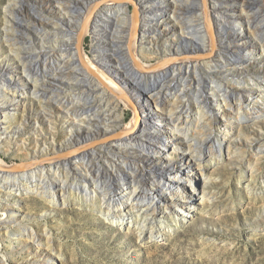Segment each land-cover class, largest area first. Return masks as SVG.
Wrapping results in <instances>:
<instances>
[{
	"label": "rangeland",
	"instance_id": "rangeland-1",
	"mask_svg": "<svg viewBox=\"0 0 264 264\" xmlns=\"http://www.w3.org/2000/svg\"><path fill=\"white\" fill-rule=\"evenodd\" d=\"M7 1L0 0V13L3 12ZM131 1L133 3H127L129 14H134L136 0ZM159 1L164 2L161 4L160 13L163 15L160 25L157 26V29L160 28L157 30L155 41V45L158 43L160 47L166 44L169 47L175 44L184 47L182 43L183 37L186 36L183 34L184 31L177 34L179 29H183V23L188 26L200 24L208 12L213 18L216 17L214 14L218 13L231 14L237 12L236 8H240L244 3L243 0H229L228 4L227 0L224 6L213 9L211 4L213 0ZM263 1L246 0L245 7H243L253 15L254 26L257 25L256 32L249 30L250 42L247 48L257 51L258 53L255 54H258L257 57L261 59H264L260 52L261 45L264 44L262 42L264 37ZM12 2L13 5L9 7L11 16L17 18L21 25L17 27L18 32L12 34L13 49L9 50L7 44L0 48V77L9 71L11 80L15 79L14 87L18 93L17 95L10 94L6 102L1 103L0 99V129L8 126L7 135L0 136L2 139L0 162L5 167L21 166V169L15 173L19 175L11 178L14 180L6 182L7 186L13 189L16 187L15 189L21 192L14 193L20 200V203H17L16 200L9 198V192L6 189L0 188V249L1 253L6 256L8 264H264V233L257 229L259 222H262L261 228H264V213L260 209L259 199H256L262 192L260 186L264 182V161L259 164L255 175L256 183L251 182L255 187L253 199L248 196L245 189L246 181L240 185L238 178L240 167L246 168L244 159H249L251 153L257 148L258 141L253 137L248 140V146L243 150L244 154L234 151L235 155L231 157L232 162L214 166L212 180L209 181L206 189V192H211L210 196H206L210 199H204L206 201H203V204L200 201L196 204L188 202L196 206L198 210L195 211L194 216L185 214V217L179 219L178 226L180 227L175 235L168 236L165 231H162L156 233L151 242L141 243L134 234L113 231L107 224L98 220L96 210L100 204L93 199L90 202L88 197L79 200V193L71 191L76 188L74 184L77 183L79 175L78 169L74 166L75 160L65 155L73 151L69 131L74 130L80 134L91 127L90 131L97 132L98 128L103 129L105 125H110L116 114L121 115L123 121L120 125L123 128L131 121L134 113L132 110L124 113L110 111L104 99L106 94L98 92V88L102 90V87L95 77L80 72L84 68L72 57L70 51L65 49V52H62L64 48L61 46L64 45V41L68 40L67 42L73 43L72 39L77 32L79 18L82 15V12L75 7H84V1L12 0ZM86 3L84 12H93L95 16L93 24L98 26L97 29L101 33L99 39V33L96 36L95 33L90 32L87 37L86 51L90 58L93 59L92 51L95 48H101L109 55H117L130 77L121 78L119 75L121 71L119 72L115 67L109 68L106 73L113 79L120 80L123 85H127L128 97L148 99L151 106L156 107L152 95L157 94V89L153 88L154 91L151 93H145L147 89L145 78L133 70L132 67L136 68L137 64L129 59L126 53L128 35L131 30L125 12L116 7L105 10L99 0ZM31 7H36L41 13L38 18L30 11ZM73 10H77L76 15L72 13ZM190 21L194 22L190 23ZM34 28L42 29V31L37 32ZM234 28L238 31L239 27L236 25ZM2 29L0 25L1 34ZM172 34L175 35L172 36ZM241 40L246 42L248 39ZM150 47V43L144 44L145 50L148 51ZM155 47L157 50V46ZM192 55L189 61L199 60L200 54L193 53ZM149 63L153 66L157 63L156 55L152 56ZM16 66L19 67L18 70ZM235 73L243 76L245 81L248 80L246 75L253 73L254 80L260 83V77L264 76V63L246 65L244 71L239 69ZM169 77L166 79V81L169 80L167 84L172 85L169 84L171 91L168 97L173 98L179 95L176 93L181 80L174 75L171 76L172 79ZM2 82L0 79V93L3 90ZM24 82H27V85ZM148 83L149 89L152 88L154 82ZM206 83L210 84L207 77ZM223 86L225 91L231 92L226 82ZM242 86L246 92L251 90L248 84ZM34 89L37 96L31 95ZM22 94L27 95V99L24 100ZM187 95V98L184 95L181 96L182 99H187L191 104L194 103L195 95L190 92ZM22 102H25V108L23 105L20 106ZM231 102H235V97L231 99ZM203 104L209 106L210 112L215 115L222 112V110H217L212 99L209 103L203 102ZM89 110H92V113L88 114ZM184 111L179 109L178 114L185 116ZM11 112H17L16 116L13 118L11 116L6 123L3 117L5 113L11 114ZM81 114L86 122L76 124ZM194 114L193 112L190 115L192 125L187 131L189 134L196 125ZM80 125H83V128ZM152 125L160 127L162 131L166 130L159 121H154ZM198 125L201 124L198 123ZM250 125L251 122L246 124L248 127ZM256 130L264 135V129ZM81 135L83 140L88 136L87 134ZM258 137L264 139V136ZM118 138L120 137H111L110 141H116ZM240 140L247 141L245 137L236 134L232 142L240 144ZM105 141L108 140H99L97 143L101 144ZM211 147L214 150L217 147L214 136L204 146L206 156ZM134 150L145 153L144 149L141 151L138 147H134ZM58 155L59 160L63 158L67 160L68 166H60L57 170L42 171V166L49 165V160L57 159ZM168 159H170L168 155L158 157L154 163L141 158L136 159L144 171L139 174L136 182L141 180L144 184L151 186L152 181L148 180L151 172H154L157 180H161L166 174L163 168L168 163ZM179 160L180 158L177 157L173 162L178 163ZM225 160L230 161L227 154H225ZM86 162L89 165L90 161L86 160ZM92 162H96V168L94 165L90 166L91 172L97 173L98 169H102L99 176L100 183L106 192H112L116 196L115 199L120 194V177L129 181V175L133 176V172L137 170L132 163L128 167L122 163L119 148L111 152L104 149ZM252 162H256L255 159H252ZM110 166H114L115 172H112ZM106 173L109 175V181L106 179L108 178ZM26 185L27 187L32 185V187L29 186L31 187L30 190L28 189L29 192L26 190ZM201 188L203 189L202 184ZM158 196H160L159 191H157V198ZM157 198L142 200V204L148 205L153 201V205L157 204L156 208L159 212L161 208ZM259 209L261 211H258ZM169 221L173 228L177 227L175 223L172 224V220ZM31 229L35 231V237L40 238H45V231L49 230L52 237L48 243L51 245H47L45 240L46 243L43 241V245L36 246L37 243L28 237Z\"/></svg>",
	"mask_w": 264,
	"mask_h": 264
},
{
	"label": "bare ground",
	"instance_id": "bare-ground-1",
	"mask_svg": "<svg viewBox=\"0 0 264 264\" xmlns=\"http://www.w3.org/2000/svg\"><path fill=\"white\" fill-rule=\"evenodd\" d=\"M82 1H84L83 6L86 7V2L92 0ZM99 1L105 10L116 7L125 12L132 33L128 35L129 41H127L126 53L128 58L137 64L136 68L132 67L133 70L145 78L147 88H145V93H151V91L157 89V94L152 95L156 107H152L148 99L145 100L143 98L144 100H140L136 97H128L126 92L127 85H123L120 80L113 79L106 73L109 71V68L115 67L119 72L121 71L119 73L121 78L130 77L129 72L127 69H124L122 61L119 60L117 55H109L102 51L101 48H95L92 51L93 59L90 58L86 51L87 37L90 32H93L96 36L99 33V39L101 33L97 29L98 26H94L93 24L95 22L93 12L88 11L86 13L84 12V7H75L82 12L79 18V26L74 38L73 36L71 37L73 38V43L67 42L68 40L64 41V45L61 46L64 48L62 52H65V49L70 51L72 57L84 68L80 72H83L87 76L95 77L102 87V90L98 88V92L106 94L104 99L107 108L111 109L110 111L113 113L115 111L124 113L127 110H132L134 115L131 121L123 128L120 125L123 121L121 115L116 114L111 124L109 123L110 125H105L106 127L103 129L98 128L97 132L90 131L91 127H88L89 130H85L80 134L74 130L69 131L71 133L70 140L73 144V151L65 155L69 156L71 160H75L74 166L78 169L79 175V178L76 180L77 183L74 184L76 188H72L73 190L71 191L79 193V200L88 197L90 202L93 199L97 204H100L96 210L99 216L98 220L107 224L113 231L134 234L141 243L151 242L155 234L162 231H165L168 236L175 235L180 227L178 226L179 219L185 217V214L194 216L195 211L198 210L196 206L188 202L196 204L200 201L203 204L207 199H210L206 198V196H210L211 192H206V189L208 188L209 181L212 180L215 171L214 166L232 162L233 158L231 157L235 155L234 151L243 153L244 148L248 146V140L250 137H253L258 141L257 148L249 156L250 160L244 159L246 168L240 167L238 176L240 185H243V181H246L247 185L245 189L248 192V196L253 199L255 197L253 194L255 187L251 182H255V175L257 174L259 164L264 161V139L258 137L264 135L259 134L256 130L264 129V76L260 77L261 82L259 83L254 80L253 73H248L246 75L248 80L245 81L243 80L244 77L238 76L235 71L239 69L244 71L246 65L249 66L250 64L262 65L264 59L257 57L258 54H255L258 53L257 51L247 48V44L250 42L249 30L256 32L257 25L254 26L253 15L243 8L245 7L246 0H243L244 3L240 6L241 9L239 7L236 8L237 12L214 14L216 16L214 18L208 12L200 24L188 26L183 23V29H179L177 34L184 31L183 34L186 35L182 41L184 47L180 44H175L172 47H169L167 44L163 47H160L158 43L155 45L157 30L160 28L157 29V26L160 25V19L163 15L160 13L162 10L161 4H164V2L162 3L159 0H136L134 3L136 11L134 14H129L127 3L132 2L131 0ZM226 1L213 0L211 4L213 9H216L217 7L224 6ZM229 2L228 0V4ZM12 3V0H8L3 12L0 13V25L3 27L2 34L0 33V48L4 44H7L6 46L9 50L13 49V43L11 42L12 34L13 32H18L17 27L21 25V22L17 18L11 16L9 7L13 5ZM262 5L264 13V1ZM30 11L35 13L37 18L41 15L36 7H31ZM76 11L73 10L72 13L76 15ZM163 11L166 12L165 10ZM227 11L229 12V10ZM43 19L47 20V18ZM193 22L190 21V23ZM236 25L239 27L238 31L234 28ZM34 29L37 32L42 31V29ZM9 32L12 33L10 34ZM174 35L172 34V36ZM241 39L248 40L243 42ZM262 40L264 43V37ZM146 43L151 44L148 51L144 49V44ZM154 45L157 46V50ZM260 52L262 53V58H264V44L261 45ZM193 53L200 54L198 56L199 60L196 62L189 61ZM225 54L231 56V58H227ZM153 55L157 57V63L154 66L149 63ZM139 57L141 58L138 59ZM19 60H21V57H19ZM15 68L16 70L19 69L18 66ZM24 72L26 73L27 71ZM9 75L10 73L7 71L6 74L0 77L3 81V90L0 93L1 103L6 102L10 94L17 95L18 93L14 87L15 79L11 80ZM173 75L180 78L181 85L178 82L179 86L178 84L176 85L178 88L175 87L178 89V92L174 91L176 94L179 93V95L171 98L168 95L170 96V86L172 84H167L169 80L166 81V79L168 76H170L169 78L173 77ZM206 77L209 79L211 85L206 83ZM148 82H154L153 87L150 89ZM225 82L231 92L225 91L223 86ZM24 83L27 85V82ZM205 84L207 87H205ZM243 84H248L251 90L246 92L242 89ZM153 88L154 90H152ZM189 92L195 95L193 98L195 102L192 104L187 99H182L183 95L186 97ZM22 95L24 96V100L27 99V95ZM31 95L37 96L35 89L31 91ZM234 97L235 102H231V99ZM210 99L213 100L217 110H222V112H218L219 115L211 113L209 106L203 104V102L209 103ZM21 105H23V108L26 106L25 102L20 103ZM179 109L181 111L185 110L184 114L186 115L182 116L178 114ZM92 110L86 112L89 114ZM193 112L195 113L196 125L191 134H189L187 131L189 126L192 125L190 115ZM16 113H5L3 120L8 123L7 121L10 120V117L12 116L11 118H13L16 116ZM82 116V114L78 116L76 124H85L86 120ZM89 121L91 120L89 119ZM154 121H159L166 130L162 131L160 127L153 126L152 123ZM248 122H251L250 127L246 126ZM88 123L91 124V122ZM198 123L201 125H198ZM80 126L82 127L83 125ZM82 128L80 129L82 130ZM7 129L8 126L3 127L2 130L0 129V136L7 135ZM81 134H87L88 136L83 140ZM236 134L240 137H245L247 141L243 142V140H240V144H233L232 141ZM115 136H119L120 138L116 141H110L111 137ZM212 136L215 137L217 147H215V150L211 147L210 151H207L206 156L204 146L207 141L212 139ZM103 139H107L108 141L101 144L97 143ZM0 143H2L1 137ZM134 147H138L141 151L144 149L145 153H139V151L134 150ZM118 148L121 152L122 163L127 167L131 166L132 163V166H135L137 170L133 172V176L129 175V181L120 177V194L115 199L116 196L112 192H106L100 183L99 176L102 173V169H98L97 173H95L91 172L89 167L94 165V168H96V162L93 163L92 161L104 149L111 152L117 151ZM225 154L228 155L230 161L225 160ZM165 155H168L170 159L164 165L163 170L166 171V174L161 180H157L154 172H151L148 179L152 181L151 186H149L150 184H144L141 180L136 182L139 174L144 172L139 163L136 162V159L141 158L154 163L158 157ZM59 157L58 155L57 159L49 160V165L42 166V171L57 170L60 166H68L67 160L62 156L63 159L59 160ZM177 157L180 158L179 162H173ZM252 159H255L256 162H252ZM86 160L90 161L89 165ZM9 168L11 167H5L0 162V188L6 189L9 192V198L20 203L19 198L14 193L17 192L19 194L21 190L19 192V190L15 189L16 187L13 189L6 185V182H9V180H14L11 178L19 175L8 174L6 171ZM110 168L112 172H115L114 166H110ZM106 174L108 177V173ZM106 179L109 181V177ZM201 184L203 189L201 188ZM29 186L32 187V185ZM29 186H25L28 192L29 188H31ZM260 188L262 192L256 199H259L261 203L260 209L264 213V182H262ZM157 191L160 194L158 198ZM152 197H156L160 201L159 207L161 209L159 212L156 208L157 204L153 205V201L148 205L142 204V200H149L148 198ZM260 209L258 211H261ZM8 220L12 222L11 219ZM169 220H172V224L175 223L177 227L173 228ZM262 225V222H259L257 229L264 233V228H261ZM28 237L31 241L37 243L36 246L41 245L45 240L47 241V245H49L50 243L48 242L51 241L52 234L46 229L45 238L35 237V231L31 229ZM1 252L0 249V264H8L6 256Z\"/></svg>",
	"mask_w": 264,
	"mask_h": 264
},
{
	"label": "water",
	"instance_id": "water-1",
	"mask_svg": "<svg viewBox=\"0 0 264 264\" xmlns=\"http://www.w3.org/2000/svg\"><path fill=\"white\" fill-rule=\"evenodd\" d=\"M19 169H21V166H13L11 168L8 169V171H6L8 174H15L16 172L19 171Z\"/></svg>",
	"mask_w": 264,
	"mask_h": 264
}]
</instances>
